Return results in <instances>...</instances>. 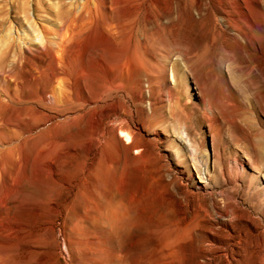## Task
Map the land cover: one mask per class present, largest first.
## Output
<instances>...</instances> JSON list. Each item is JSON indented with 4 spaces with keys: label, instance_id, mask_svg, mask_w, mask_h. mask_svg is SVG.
I'll return each instance as SVG.
<instances>
[{
    "label": "rangeland",
    "instance_id": "rangeland-1",
    "mask_svg": "<svg viewBox=\"0 0 264 264\" xmlns=\"http://www.w3.org/2000/svg\"><path fill=\"white\" fill-rule=\"evenodd\" d=\"M30 1L2 105L18 134L0 154V264H264L254 59L202 26L200 0H64L66 23ZM41 25L66 35L48 53Z\"/></svg>",
    "mask_w": 264,
    "mask_h": 264
},
{
    "label": "bare ground",
    "instance_id": "bare-ground-1",
    "mask_svg": "<svg viewBox=\"0 0 264 264\" xmlns=\"http://www.w3.org/2000/svg\"><path fill=\"white\" fill-rule=\"evenodd\" d=\"M34 1V11L39 12L44 8L64 23L69 20L75 21L79 17V15H73L72 6L68 7V4L63 2L64 0L54 2L55 4H50L47 0ZM29 2L31 1L0 0V33H4L7 38L3 41L4 43H1L4 48L0 49V73L2 75L0 77V154L4 151L3 142L18 134V131L12 128L14 124L2 115V105L17 97L22 83L25 53L32 48V45L26 42L27 35L24 30V19L29 12ZM209 17L215 20V28L212 29L213 36L220 28V31H224L228 37L234 39L256 63L248 69L251 75L257 72L251 76V80L254 83H264V59L262 57L264 55V34L262 32L264 30V0H200V19L203 27L206 26ZM13 26L17 33V44L16 39L11 36ZM59 26L62 30V25ZM40 31L44 39L41 38L38 43L34 44V48L40 53H48L49 49L61 45L66 39L65 33L59 34L58 29L41 25ZM33 38V40L39 39V37ZM56 39H60V42ZM11 56L14 59H10ZM49 91L48 94H42L39 102L46 100L49 108H55L57 101L55 89L52 88ZM3 94L6 96V101L2 98Z\"/></svg>",
    "mask_w": 264,
    "mask_h": 264
}]
</instances>
